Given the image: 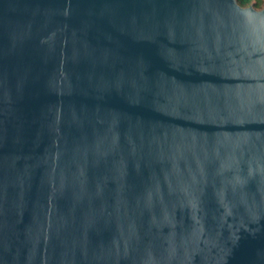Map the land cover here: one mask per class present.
<instances>
[{
    "label": "water",
    "instance_id": "95a60500",
    "mask_svg": "<svg viewBox=\"0 0 264 264\" xmlns=\"http://www.w3.org/2000/svg\"><path fill=\"white\" fill-rule=\"evenodd\" d=\"M0 264H264V6L0 0Z\"/></svg>",
    "mask_w": 264,
    "mask_h": 264
},
{
    "label": "trees",
    "instance_id": "16d2710c",
    "mask_svg": "<svg viewBox=\"0 0 264 264\" xmlns=\"http://www.w3.org/2000/svg\"><path fill=\"white\" fill-rule=\"evenodd\" d=\"M237 3L242 7L252 5L255 9H261L264 6V0H237Z\"/></svg>",
    "mask_w": 264,
    "mask_h": 264
}]
</instances>
